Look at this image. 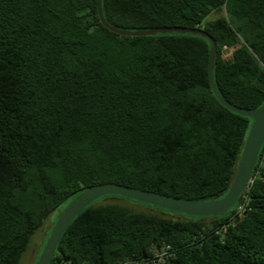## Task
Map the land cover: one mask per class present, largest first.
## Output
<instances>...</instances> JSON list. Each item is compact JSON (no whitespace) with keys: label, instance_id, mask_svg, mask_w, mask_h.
Masks as SVG:
<instances>
[{"label":"trees","instance_id":"trees-1","mask_svg":"<svg viewBox=\"0 0 264 264\" xmlns=\"http://www.w3.org/2000/svg\"><path fill=\"white\" fill-rule=\"evenodd\" d=\"M124 31L199 28L219 95L264 102V0H101ZM212 15V17H211ZM209 40L123 35L97 0H0V264L88 187L114 182L192 200L223 197L252 124L208 81ZM225 212L189 216L107 195L76 215L49 264H264V141ZM242 203L241 209L238 205ZM41 237V238H42Z\"/></svg>","mask_w":264,"mask_h":264},{"label":"water","instance_id":"water-1","mask_svg":"<svg viewBox=\"0 0 264 264\" xmlns=\"http://www.w3.org/2000/svg\"><path fill=\"white\" fill-rule=\"evenodd\" d=\"M98 16L102 24L109 30L123 35H146L156 32H183L200 34L206 37L211 46L207 62V75L209 86L215 97L226 108L250 116L252 124L244 141L240 156L236 163L234 176L230 187L223 197L212 200H192L183 197L170 196L149 190H143L114 182L94 184L76 195L59 213L49 235L34 264H49L62 235L72 219L83 208L93 201L107 195H118L139 203L159 207L189 216H212L225 212L238 197L248 188L251 182L253 166L257 161L260 147L264 141V102L256 109L241 108L224 100L218 93L212 76L213 60L215 56V42L205 31L199 28H148L144 30L124 31L111 27L104 19L101 8V0H97Z\"/></svg>","mask_w":264,"mask_h":264},{"label":"rangeland","instance_id":"rangeland-1","mask_svg":"<svg viewBox=\"0 0 264 264\" xmlns=\"http://www.w3.org/2000/svg\"><path fill=\"white\" fill-rule=\"evenodd\" d=\"M212 17V15H211ZM56 211L51 213L50 216L47 218V224L44 227L43 231H36L34 235L32 236L27 250L24 252L20 264H33V261L35 259V256L38 252V245L42 243V239L44 235L49 231L50 225L53 222L55 216H56ZM42 237V238H41Z\"/></svg>","mask_w":264,"mask_h":264},{"label":"built area","instance_id":"built-area-1","mask_svg":"<svg viewBox=\"0 0 264 264\" xmlns=\"http://www.w3.org/2000/svg\"><path fill=\"white\" fill-rule=\"evenodd\" d=\"M242 206H243V204L240 203L238 205V208L241 209ZM169 247H170L169 245L163 244L160 248H155L152 251V255L150 257L140 258V259H131V260H126V261L118 262V263H115V264H142V263H148V262H150V263H156V262H159V261L162 260V258L164 257V255L167 253V250L169 249Z\"/></svg>","mask_w":264,"mask_h":264}]
</instances>
